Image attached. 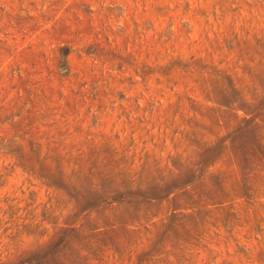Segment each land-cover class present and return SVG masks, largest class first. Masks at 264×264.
<instances>
[{
	"label": "rangeland",
	"instance_id": "obj_1",
	"mask_svg": "<svg viewBox=\"0 0 264 264\" xmlns=\"http://www.w3.org/2000/svg\"><path fill=\"white\" fill-rule=\"evenodd\" d=\"M0 264H264V0H0Z\"/></svg>",
	"mask_w": 264,
	"mask_h": 264
}]
</instances>
